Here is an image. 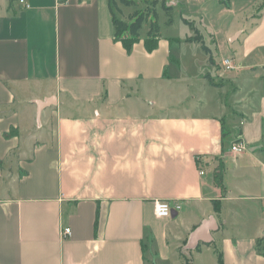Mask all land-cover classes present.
<instances>
[{"label":"crops","instance_id":"0c3cea01","mask_svg":"<svg viewBox=\"0 0 264 264\" xmlns=\"http://www.w3.org/2000/svg\"><path fill=\"white\" fill-rule=\"evenodd\" d=\"M23 1L0 5V264H264L262 0H167L201 41L151 52L110 0ZM172 82L192 104L150 102Z\"/></svg>","mask_w":264,"mask_h":264},{"label":"rangeland","instance_id":"374dc122","mask_svg":"<svg viewBox=\"0 0 264 264\" xmlns=\"http://www.w3.org/2000/svg\"><path fill=\"white\" fill-rule=\"evenodd\" d=\"M5 1L6 0H0V5L4 4ZM114 1H115V4L113 6L114 13L116 14V16L119 19L125 20V21H127L128 17L134 12H141V11L144 12L147 8H149L150 10L154 9V11L157 15V18L155 19L152 14L147 15L145 17L146 20H144V22L142 23L141 29H140L139 34H138V38H145V40L147 39L148 33L150 31V25L152 24L151 22H156V25L158 26V32L155 34L157 40L168 39L171 37L172 38L177 37V36L181 35L185 31L186 28L189 29L188 25L183 26V24H184L183 18L187 19V20L189 19V21H191V20L194 21L195 25H197V29H199L200 31H203V29L201 27H199V21L200 20L204 21L203 18H200L198 16H189L188 14L184 13V11H182V8L181 9L178 8L175 11L172 10L169 15H166L164 10L161 7V1H159L157 3V5L154 6V8L152 7V3L154 0H133L134 4L131 5L130 7H124L119 3V1H117V0H114ZM214 5L217 6L216 3H214ZM166 6H168V5H166ZM200 35H202L201 32H200ZM204 35L206 36V41H207L206 46H208V43L210 44L208 35L207 34H204ZM173 50L175 51V49H173ZM175 55H176V53H175ZM193 57L201 59L203 61H206V59H207V55L203 52L201 47H198L195 49V54L192 51L191 52H183V54H182V58H184V60H186L188 62H190L189 59H191ZM204 80H202V81H204ZM193 84L197 85L198 81L193 82ZM148 85H151V84H148ZM175 85H176V83L172 82V87L170 86V89H168V90L165 86H163L160 89L161 93L160 92L158 93V91H157V93L155 92L152 95L153 97L150 98V102L157 103L158 105L163 104V105L175 106L176 109H183V107H186V106H189L190 104H192L191 99H187V101H186V99L180 98V96L178 94L175 95L173 98H171L169 96L172 94V90L174 89L173 87ZM227 88H228V90L224 89V92L226 95H229V97H230L232 87L228 86ZM169 92H170V94L165 96V93H169ZM151 93H153V91H151ZM223 96L226 98L225 95H223ZM230 141L231 140L229 138L226 139V141H225L226 146H228ZM227 217L230 221V219H231L230 216L228 215ZM185 264H188V261Z\"/></svg>","mask_w":264,"mask_h":264},{"label":"trees","instance_id":"16d2710c","mask_svg":"<svg viewBox=\"0 0 264 264\" xmlns=\"http://www.w3.org/2000/svg\"><path fill=\"white\" fill-rule=\"evenodd\" d=\"M16 1V0H8V2L11 4V2ZM82 1V0H79ZM119 3L124 6V7H130L131 5L134 4L133 0H117ZM161 1V7L164 10L166 15H169L172 11V7L166 6V0H154L152 3V7L157 5V3ZM227 1L225 0L222 1L221 3L227 6ZM115 4L114 0H110V15H111V22H112V27H113V32H114V38L117 41H120L123 47L126 49L127 52H130L131 46L134 42L137 41L138 39V34L141 29L142 23L144 22L145 17L147 15L152 14L154 18H157V15L154 11V9L150 10L147 8L144 12H134L132 13L127 21L119 19L116 14L113 11V6ZM260 9H264V0H262V4L260 5ZM184 22L191 28L192 31H194L195 37L192 39L187 40L188 42L195 41V42H200L201 41V36L198 34L197 30H194V27H192V22H188L184 19ZM152 24L150 25V31L148 33V37L145 40V48L148 52H151L152 50L155 49L157 45V38L155 34L158 32V26L156 25V22H151ZM202 49L207 53V49L205 47H202ZM211 63V59H209ZM259 244V243H258ZM259 246V245H258ZM259 253V250H257ZM190 264V262H188Z\"/></svg>","mask_w":264,"mask_h":264},{"label":"built area","instance_id":"2783aa9c","mask_svg":"<svg viewBox=\"0 0 264 264\" xmlns=\"http://www.w3.org/2000/svg\"><path fill=\"white\" fill-rule=\"evenodd\" d=\"M19 3L25 8L28 9L29 5L26 4L23 0H19ZM223 65L226 69H231L232 65L229 60H223ZM246 151V148L239 139L235 140L230 144L229 152L234 155L241 154L242 152ZM180 210V205L177 203L168 201V200H157L154 202V214L159 219H166L170 218L173 213H177ZM63 236L68 237L71 235L70 229H64L62 232Z\"/></svg>","mask_w":264,"mask_h":264},{"label":"water","instance_id":"95a60500","mask_svg":"<svg viewBox=\"0 0 264 264\" xmlns=\"http://www.w3.org/2000/svg\"><path fill=\"white\" fill-rule=\"evenodd\" d=\"M173 216V215H172Z\"/></svg>","mask_w":264,"mask_h":264}]
</instances>
